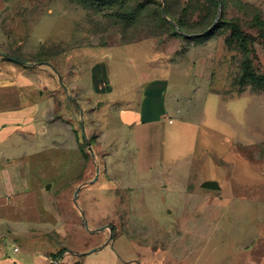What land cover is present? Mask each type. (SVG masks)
Returning <instances> with one entry per match:
<instances>
[{"label":"rangeland","instance_id":"rangeland-1","mask_svg":"<svg viewBox=\"0 0 264 264\" xmlns=\"http://www.w3.org/2000/svg\"><path fill=\"white\" fill-rule=\"evenodd\" d=\"M121 1L15 0L1 21L5 49L23 62H40L50 52L58 60L64 45L71 66L87 72L107 52L145 44L149 59L162 62L179 85V106L169 110L173 123L145 127L137 140L111 116L109 104L84 101L80 109L78 96L69 93L73 119L63 123L69 132L59 129L52 147L34 149L25 139L5 147L0 170L30 171L45 221L33 231L58 253H79L66 257L67 264L236 260L264 221V87L250 75H264V32L253 25L257 15L264 20V0ZM233 19L251 37L248 49L227 43ZM247 60L252 65L245 69ZM30 76L46 81L40 72ZM208 180L221 188L202 187ZM0 191L13 193L12 182H0ZM110 236L108 245L84 254ZM18 243L34 247L27 239Z\"/></svg>","mask_w":264,"mask_h":264},{"label":"crops","instance_id":"crops-1","mask_svg":"<svg viewBox=\"0 0 264 264\" xmlns=\"http://www.w3.org/2000/svg\"><path fill=\"white\" fill-rule=\"evenodd\" d=\"M14 1L0 0V154L5 147L17 148L22 139L34 149L39 143L50 142L52 147L58 142L59 129L63 132V123L73 119L69 93L78 96L80 109L84 101L109 104L111 116L124 130L132 131L137 140L138 132L145 127L152 130L167 121L173 123L169 120V110L179 106L180 94L175 92L179 85L162 62L149 59L145 44L125 45L115 52H107L87 72L79 63L71 66V56L64 45L58 60L50 52L48 60L23 62L5 49L8 35L1 22ZM17 1L31 4L39 0ZM73 68L76 74H71ZM39 72L46 75V81L39 83L30 76ZM93 111L99 113L96 109ZM65 130L69 132L67 127ZM4 168L0 170V182L11 181L13 193H0V264H53L59 250L45 242L40 231H33L45 225L40 188L30 186L29 170L22 169L21 175ZM105 190L108 196L112 195L109 189ZM109 238L101 248L112 240ZM21 239L29 240L34 247H21L18 243ZM16 246L20 251L15 252ZM78 254L66 250L59 257L74 260L70 257ZM238 254L236 260H225L223 264H264V221L257 233L240 245ZM155 264L160 263L156 260Z\"/></svg>","mask_w":264,"mask_h":264},{"label":"trees","instance_id":"trees-1","mask_svg":"<svg viewBox=\"0 0 264 264\" xmlns=\"http://www.w3.org/2000/svg\"><path fill=\"white\" fill-rule=\"evenodd\" d=\"M91 1L93 3H96V4H103L104 2L108 1L109 3H111V5L119 4L120 2H122L121 0H91ZM209 1H212L215 6L218 5V2L216 0H209ZM177 24L179 25V27L181 29H184L183 24L181 22H177ZM253 25H255L257 27H260L262 32H264V20H262L260 18V15H257L255 17ZM227 26L231 30V35L228 38L227 43L231 44L233 41H237V42H239L242 45L243 48L248 49V43H249L251 37L248 36L243 31L242 26L240 25V23L233 19V20L227 21ZM251 65H252V61L251 60H247L246 65H245V69H248V67H250ZM250 75H251L252 78H254L257 81V85L258 86L264 87V75H262V76H257V75H254V74H250ZM65 251H66V249H63L59 253L55 254L53 260L57 259Z\"/></svg>","mask_w":264,"mask_h":264},{"label":"water","instance_id":"water-1","mask_svg":"<svg viewBox=\"0 0 264 264\" xmlns=\"http://www.w3.org/2000/svg\"><path fill=\"white\" fill-rule=\"evenodd\" d=\"M163 2H165V0H163ZM162 12H163V15L164 16H166V13H165V8H163L162 9ZM171 23L172 24H174L175 25V22L174 21H171ZM177 29L180 31V29L177 27ZM2 55H4V56H6V57H11V56H9V55H7V54H3V53H1ZM81 127H82V130H83V134H84V136H85V128H84V123L82 122L81 123ZM98 174H99V168H98V170H97V176H96V178L92 181V182H94L95 180H97L98 179ZM202 187H204V188H209V189H220L221 188V186H220V184H219V182H217V181H214V180H208V181H205V182H203L202 183ZM50 188V184H48V186H47V189H49ZM79 190H80V187L77 189V191H76V193H75V199H77V197H78V194H79ZM85 226H86V228H87V230H90V227H89V222L85 219ZM104 229H106V227H101V228H97L96 230H93V232H95V233H98V232H101V231H103ZM113 231L111 230V233H112ZM112 239V236H110V238H109V241ZM108 241V242H109ZM107 242V243H108ZM101 248V246H99V247H95V248H93V249H91L89 252H87V253H91V252H94V251H97V250H99ZM70 252H72L71 250H69ZM75 253H78V252H75Z\"/></svg>","mask_w":264,"mask_h":264},{"label":"built area","instance_id":"built-area-1","mask_svg":"<svg viewBox=\"0 0 264 264\" xmlns=\"http://www.w3.org/2000/svg\"><path fill=\"white\" fill-rule=\"evenodd\" d=\"M170 122H172V120L170 119ZM15 252H18L20 251V248L19 247H15L14 248ZM53 264H67L65 263L63 260H62V257H58L57 259L53 260Z\"/></svg>","mask_w":264,"mask_h":264}]
</instances>
